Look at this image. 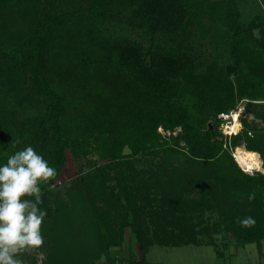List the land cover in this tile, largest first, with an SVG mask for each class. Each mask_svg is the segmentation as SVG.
I'll return each instance as SVG.
<instances>
[{
	"label": "trees",
	"instance_id": "16d2710c",
	"mask_svg": "<svg viewBox=\"0 0 264 264\" xmlns=\"http://www.w3.org/2000/svg\"><path fill=\"white\" fill-rule=\"evenodd\" d=\"M235 1L0 0V165L30 145L56 169L41 184L45 264H94L126 227L133 264H161L146 257L153 243L264 236V171L230 152L243 143L264 167V37ZM240 102L260 123L240 115L224 133L218 114ZM67 149L80 173L57 207Z\"/></svg>",
	"mask_w": 264,
	"mask_h": 264
},
{
	"label": "rangeland",
	"instance_id": "374dc122",
	"mask_svg": "<svg viewBox=\"0 0 264 264\" xmlns=\"http://www.w3.org/2000/svg\"><path fill=\"white\" fill-rule=\"evenodd\" d=\"M237 9L239 12L238 19L243 22L245 25H250L253 21L256 23V26L253 27V31L256 36L264 37V0H236ZM260 22V23H259ZM259 23V24H258ZM223 61H227V52L222 55ZM244 102V101H243ZM240 102L238 107L233 109L237 111L239 114V122L240 115L245 116L248 121L255 122L257 124L260 123L258 119L253 117L252 113H248L244 109V103ZM232 112V111H231ZM231 119L228 116L223 118V122L220 123V128L225 131L224 123L230 122ZM209 125H211V121H208ZM158 130L165 134L169 133V131L163 129L161 126H158ZM178 130V127L173 131L174 133ZM225 133V132H224ZM183 143V142H181ZM244 148V144H240ZM246 148V147H245ZM235 148H230V152L234 160L236 161L233 152ZM124 151H128V148L125 147ZM259 159L262 165V158L257 152ZM91 157L95 158L96 154L92 152L90 154ZM153 156L151 155H138L134 158L133 165L139 170H147L149 169L150 161ZM82 161V158H80ZM79 161V160H78ZM76 158L70 153V151L66 150V159L61 170L59 176L57 177L55 183L52 187V203L57 205V207L63 206L61 203L69 202L71 199L69 197V187H73L76 178L78 177L79 172V163ZM152 162V161H151ZM237 165L247 173H254L256 170L264 171V167L262 166L260 169H250L245 170L237 161ZM86 170V166L83 167ZM147 176V174H145ZM75 190H72V198L76 197L74 193ZM61 201V202H59ZM127 227L125 228V231ZM124 231V233H125ZM76 231L72 230L70 233L65 234V240L69 244V246H76L80 243V238ZM44 244L41 248L34 250L31 253L22 255V259L24 264H45L46 261V244L49 242L47 235H43ZM123 240H126V245L132 243L131 235H122ZM242 235L236 236H215V240L217 241V246L219 247L222 253L218 252L216 245L210 244H181L174 246H166L160 245L157 243H153L149 246V249L146 253V257L148 260L161 264H264V236H262L258 240H253L250 242L239 243ZM117 245H111L109 247V253L107 255H102L100 259H98L94 264H133L128 261L127 251L126 254L122 255V252L119 254L115 248ZM116 252H115V251ZM130 253V252H129ZM114 254L119 255L118 257Z\"/></svg>",
	"mask_w": 264,
	"mask_h": 264
},
{
	"label": "clouds",
	"instance_id": "9594fccd",
	"mask_svg": "<svg viewBox=\"0 0 264 264\" xmlns=\"http://www.w3.org/2000/svg\"><path fill=\"white\" fill-rule=\"evenodd\" d=\"M56 176V169L30 145L0 165V264H24L22 255L43 246L41 184ZM240 223L251 227L255 221L247 217Z\"/></svg>",
	"mask_w": 264,
	"mask_h": 264
},
{
	"label": "bare ground",
	"instance_id": "6f19581e",
	"mask_svg": "<svg viewBox=\"0 0 264 264\" xmlns=\"http://www.w3.org/2000/svg\"><path fill=\"white\" fill-rule=\"evenodd\" d=\"M228 118L231 119L230 122L224 123V132L225 133H235L239 130L241 127V124L239 122V114L237 111H232L230 114L227 115ZM233 155L236 159V161L245 169H260L262 167L261 161L259 159V156L254 151H248L242 146L235 147V150L233 152Z\"/></svg>",
	"mask_w": 264,
	"mask_h": 264
},
{
	"label": "crops",
	"instance_id": "0c3cea01",
	"mask_svg": "<svg viewBox=\"0 0 264 264\" xmlns=\"http://www.w3.org/2000/svg\"><path fill=\"white\" fill-rule=\"evenodd\" d=\"M234 111V110H232ZM230 114V113H229ZM241 124V122H240ZM245 148V147H244ZM257 153V151H256ZM125 235H131V240H132V243H130V246L129 244L126 245L125 247V243L123 242H127L126 240H123V242L121 243V245L119 246H115L116 250H117V253L119 254L120 252H122V255L126 254L127 253V256H129L130 254H132V252H134L135 254L138 253V246H137V243H136V240L134 239L133 237V233L130 232V230L127 228V230L125 231ZM115 251V250H114ZM127 251V252H126ZM116 252V251H115ZM126 252V253H125ZM130 252V253H129ZM115 256H119L117 254H114Z\"/></svg>",
	"mask_w": 264,
	"mask_h": 264
},
{
	"label": "built area",
	"instance_id": "2783aa9c",
	"mask_svg": "<svg viewBox=\"0 0 264 264\" xmlns=\"http://www.w3.org/2000/svg\"><path fill=\"white\" fill-rule=\"evenodd\" d=\"M229 113H231V112H229ZM228 115V113H225V112H220L219 114H218V116H220V117H222V118H224L225 116H227Z\"/></svg>",
	"mask_w": 264,
	"mask_h": 264
}]
</instances>
